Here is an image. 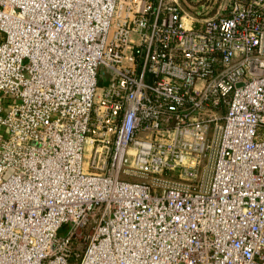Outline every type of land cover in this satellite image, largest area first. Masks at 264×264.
<instances>
[{
	"label": "built area",
	"instance_id": "2783aa9c",
	"mask_svg": "<svg viewBox=\"0 0 264 264\" xmlns=\"http://www.w3.org/2000/svg\"><path fill=\"white\" fill-rule=\"evenodd\" d=\"M217 10L0 0V264H264V0Z\"/></svg>",
	"mask_w": 264,
	"mask_h": 264
},
{
	"label": "rangeland",
	"instance_id": "374dc122",
	"mask_svg": "<svg viewBox=\"0 0 264 264\" xmlns=\"http://www.w3.org/2000/svg\"><path fill=\"white\" fill-rule=\"evenodd\" d=\"M200 1V3H199ZM225 2V0H209V8L208 9H204V6L201 5V0H182V4L183 6L188 9L190 12L196 14V11H201L204 10L198 17H207V16H211L217 13H221L220 11L218 12V5L220 3ZM199 3V4H198ZM100 87L104 86L106 84L105 80H109L112 77V72L108 69V68H101L100 70ZM91 162V150L90 149H86L85 153H84V166L87 167L89 166ZM123 179H128V180H138V178H134V177H127V176H123ZM91 229V226H88L86 228H84V233L87 234L89 233ZM70 230V225L69 224H65L62 229L60 230L59 234L60 235H65L68 233V231ZM85 244L81 241H75L74 243V249L80 253H84L85 251ZM70 264H78V261L75 257L72 258L71 263Z\"/></svg>",
	"mask_w": 264,
	"mask_h": 264
},
{
	"label": "water",
	"instance_id": "95a60500",
	"mask_svg": "<svg viewBox=\"0 0 264 264\" xmlns=\"http://www.w3.org/2000/svg\"><path fill=\"white\" fill-rule=\"evenodd\" d=\"M250 67H251L250 72H252V73H256V72L263 73V71H257L253 64H250Z\"/></svg>",
	"mask_w": 264,
	"mask_h": 264
},
{
	"label": "trees",
	"instance_id": "16d2710c",
	"mask_svg": "<svg viewBox=\"0 0 264 264\" xmlns=\"http://www.w3.org/2000/svg\"><path fill=\"white\" fill-rule=\"evenodd\" d=\"M199 3H200V1H199ZM199 3H198V4H199ZM202 4H205V0H201V5H202Z\"/></svg>",
	"mask_w": 264,
	"mask_h": 264
}]
</instances>
